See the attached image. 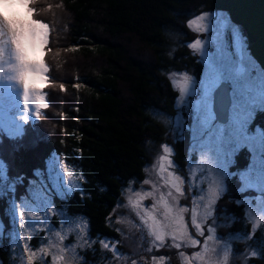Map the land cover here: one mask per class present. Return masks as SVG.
<instances>
[{"label": "trees", "instance_id": "16d2710c", "mask_svg": "<svg viewBox=\"0 0 264 264\" xmlns=\"http://www.w3.org/2000/svg\"><path fill=\"white\" fill-rule=\"evenodd\" d=\"M60 2V12L66 15L60 47L69 56L62 59L69 65L70 57L80 58L67 68V79L64 69L53 64L55 81L49 87L48 107L38 111L37 126L25 135L5 137L0 142V264H20L17 254L25 250L11 241L13 235L20 239L27 230L25 227L23 232L19 223L21 212L35 217L41 212L32 200L36 194L45 200L47 213H68L86 222L82 235H88L91 243L80 251L84 260L76 264H103L108 253L102 250L101 240L119 237L115 210L123 202L124 191L138 188L146 179V167L159 146L172 147V158L180 167L187 164L189 132L184 131V139L179 141V134L152 112L177 115L179 93L170 82V70L191 72L197 80L203 75V57L188 45L202 35L188 26V20L195 13L214 12L211 0ZM234 25L242 32L241 46L248 48L243 28ZM173 33L181 36L175 46L169 38ZM225 82L231 99L232 84ZM48 122L56 123L45 132V140L51 139L35 144ZM252 125L264 130V112L255 115ZM50 147L57 158L52 178L39 156ZM249 162V152L242 150L230 170H242ZM236 179L226 181L227 194L217 205V235L230 240L229 264H264V226H258L248 239L252 223L241 202L255 192L238 191L241 185ZM221 209L227 210V220ZM51 222L54 228L59 226L56 216ZM226 223L227 227H220ZM46 232L42 227L36 232L34 228L28 235L29 247H37ZM167 250L172 255L175 252V248ZM137 251L142 255L140 246ZM253 251L256 256L251 255ZM33 264L42 262L33 259ZM164 264H179L177 254Z\"/></svg>", "mask_w": 264, "mask_h": 264}, {"label": "snow or ice", "instance_id": "6c2138e0", "mask_svg": "<svg viewBox=\"0 0 264 264\" xmlns=\"http://www.w3.org/2000/svg\"><path fill=\"white\" fill-rule=\"evenodd\" d=\"M34 4L35 0H29L28 8L33 17L31 20L0 24V60L3 59L5 51L2 45L10 43L13 46L16 62L10 65V71L16 74V79L23 85L25 112L29 109V98L33 93L37 94V109L48 107L43 96L40 95L42 90L35 88L31 82L37 75L47 78L48 71L46 64L28 59L29 48L34 49L37 41L41 45H47L49 37L48 25L35 19ZM220 15L226 16V13H220ZM207 17V14L201 15L190 21L189 26H195L200 30L201 21ZM203 30L207 31L208 28ZM189 46L199 51L206 63L209 62L201 40L197 39ZM210 68V73H206L204 80L199 82L188 72L179 74L173 72L170 76L173 89H178L179 93L176 98L178 109L175 116L176 132L179 134V141L184 139V131L189 132L190 153L198 150L200 152L198 161H191L189 155L187 157L188 175L187 177L180 175L173 168L174 160L170 159L175 155L174 149L165 144L162 149L163 155L159 156L158 167L161 181L159 185L153 183L151 191L132 188L128 190L132 193L128 198V204L135 210L149 235L161 245L165 239L164 233L169 229L173 230V246L176 248L181 247V244L176 242L178 236L186 237V242L192 246L203 243L205 248L208 247L209 241L220 242L217 239L216 208L219 200L227 194L228 179L237 178L240 181L241 187L238 191L241 193L248 190L264 193V130L260 128H256L254 132L249 130L255 115L258 112H264V70H260L250 56L246 57L243 54L235 68L231 66L230 61L220 67L210 65ZM222 81H230L232 84V104L226 123L218 121V113L215 111V106L218 102H222V99L214 93ZM4 99V91L0 87V103H3ZM23 119L27 122L28 115H24ZM242 150L249 152L250 162L247 168L232 172L230 169L235 164V157ZM149 183L147 179L143 181L144 185ZM161 189L167 191H161ZM189 198V204L180 205L181 199ZM148 199H152V204L144 206L142 202ZM200 208L204 209L205 217L212 221L210 227L202 224L198 219L197 213ZM186 213L191 214V224L196 229L197 236L203 240L187 235ZM220 214L225 220L228 219L226 209H221ZM26 218L27 214L21 212L19 223L23 224ZM33 218L38 219L35 216ZM261 223V220H256L252 224L248 239L254 236L255 230ZM220 227H227V223ZM101 243L105 248L109 246L103 241ZM148 250L152 251L151 248ZM25 251L29 252L28 264H33L35 253L28 244H25ZM180 255L184 256L185 253ZM194 255L199 257L200 253L196 252ZM251 255L256 256L257 253L253 251ZM164 259V257L159 258L161 262ZM132 264L136 262L133 261ZM224 264H228L227 258Z\"/></svg>", "mask_w": 264, "mask_h": 264}, {"label": "rangeland", "instance_id": "374dc122", "mask_svg": "<svg viewBox=\"0 0 264 264\" xmlns=\"http://www.w3.org/2000/svg\"><path fill=\"white\" fill-rule=\"evenodd\" d=\"M39 11H38V18L46 22L49 26L50 33H51V39H50V47L48 50V53L51 54L50 59L54 60L53 64L58 65L61 68L64 69V71H68L69 67L72 66V64L77 63L78 59L75 56L70 57V64L67 65L65 61L62 58H66L68 60V55H66V52H61V49L63 47H60V44L62 42V33L65 30V19L66 15L64 13H61V5L62 2L59 3V0H39ZM51 3V5H50ZM220 13H225L221 10H214L213 11H204L200 13L192 14L188 20V26L190 24V21L199 18L201 15L207 14L208 17L204 21H201V27L200 30L197 29V27L192 26L190 27L193 31L199 32L202 36L199 40H201L203 47L205 49V53L209 58V62L206 63L204 58L203 61L205 62V69L203 72V75L199 77V79L196 81H202L205 78L206 73H210L211 68L210 65L220 67L221 65L231 62V66L235 68L237 64L239 63L240 57L243 54L244 56L248 57L250 56L253 60L250 51L248 48H243L240 44V37H242V32L239 29L237 25H234L230 20L228 15L221 16ZM218 18H217V17ZM219 24V25H218ZM214 25L216 27H214ZM218 25V27H217ZM213 26V27H212ZM212 27V28H211ZM204 28H208L207 31L203 30ZM202 37H204L202 40ZM173 41V46H175L176 43L180 41L181 36L178 33H173L169 37ZM196 41V40H195ZM195 41H191L188 43V45H191ZM182 42V40H181ZM183 43V42H182ZM193 49V48H191ZM247 61L245 60V63ZM256 62V61H255ZM257 64V62H256ZM258 66V64H257ZM68 68V70H67ZM258 68L261 69L259 66ZM63 72V71H62ZM169 77L171 76V73H183L185 70H170L169 71ZM4 70L2 69V74L0 75V83H2L1 87L4 89V87L11 83L12 75L16 77L15 73L10 74L7 76V78H4ZM192 76H194L191 72L189 73ZM67 72L66 77L67 79ZM14 82V81H13ZM171 82V79H170ZM172 83V82H171ZM5 84V85H4ZM14 88V86L12 87ZM57 91H60L59 85H56ZM232 93V90H231ZM6 106L4 109H2V106H4V102L0 103V113H3L5 110L14 112L18 106H19V93L18 92H4ZM232 104V102H231ZM231 104L228 106L227 111V119L229 116V112L231 109ZM153 115H155L157 118H159L163 123H167L170 127L174 129L175 128V116L170 117L168 115H163L162 112H152ZM191 123V120H189ZM220 122V123H226ZM37 125V122L35 126ZM56 123H46L44 125L43 131H41V135H37L35 138V144L40 143L43 144L46 141H49L50 139H46L47 130H52L55 128ZM252 127V128H251ZM250 127V131H255L256 126L252 125ZM12 131L14 129H11ZM35 134H38L35 130H33ZM40 132V128H39ZM10 134L9 132H7ZM177 133V132H176ZM20 134V133H17ZM38 141V142H37ZM33 142H28V145ZM47 143V142H46ZM165 144H161L158 148V151L156 154H154V158H152L151 164L147 165L146 167V179L150 181L148 185H144L143 182L140 183V186L138 188H135L134 190H143V191H151V185L153 183H156L159 185L160 178H159V156L163 155V146ZM169 146V145H168ZM53 147V146H51ZM48 148L45 153H41L39 156L41 158V161L47 166L48 170V177L52 178L53 175L56 174V161L57 158L52 154V150ZM190 136H189V153L188 156L193 157L191 161L196 162L199 159L200 152L197 150L195 152L190 153ZM170 159H173L170 157ZM249 164V163H248ZM178 166V167H177ZM248 166V165H247ZM247 166L245 168H247ZM173 168H175L176 171L179 172L180 175L187 174L188 175V159L187 164L184 168L180 167L177 163L174 161ZM244 168V169H245ZM185 169V170H184ZM243 170V169H242ZM238 171V170H237ZM237 180V179H236ZM144 181V180H143ZM129 188H126L124 191V199L122 200V204L120 207L116 208V229L118 231L119 237L118 238H103L101 242L107 243L109 246L107 248L103 247V244L101 243L102 250L104 252L108 253L107 261L103 264H132L133 261L136 262V264H144V260L147 261V264H164L165 260L170 256L172 258L173 255L177 254L178 263L179 264H224L225 259L229 257V249H230V240L219 238L217 235V239L220 240V242H217L216 240L209 241L208 247L205 248L203 243H201L199 246H192L189 242H186V237L184 236H178L176 242L181 244L180 248H176L173 246V230L169 229L164 233L165 239L163 241V246H161V243L159 241H156L154 237L150 236L148 233L147 228L143 225L140 218L136 215L135 210L131 208V206L128 204V198L132 193H130ZM161 191H167L166 189H161ZM70 192V191H69ZM254 194L251 196H247L244 199L241 200V202L244 203L245 209H246V215L250 219L251 223L253 224L256 220H261V225L264 226V193L257 192L254 190ZM157 196H159V193H157ZM41 195L36 194L34 196L33 201H35L34 204H37L38 208L40 209V213L36 216L38 219L40 218V221L38 222V219H34L31 213L27 214V218L30 220H27L26 223L22 224L23 232L24 228L27 227V230L24 235L21 236L19 239H15V236L13 235V240L11 243H17L18 247L25 250V244H28L30 246V241L28 239V235H30L35 228V232L40 228H44L46 232L45 239L39 243L37 247L31 248L32 252H34L33 259L39 260L42 262V264H53L55 261V264H76L80 261H83V256L80 254L81 250H84L86 247L90 245V237L88 235L84 236L82 235L83 232H85L86 226L85 221L82 217H79L75 219L74 217H71L68 215V213H62V212H51L45 210L47 208L46 202L44 199H40ZM135 198V197H133ZM27 200V202L32 201ZM152 199L144 200L142 204L144 206H148L152 204ZM180 205L189 204V199H181ZM45 213V214H44ZM198 219L200 222L204 225L211 226L212 221L205 217L204 209L200 208L198 209ZM56 216L58 219V227L54 228L53 222H51L52 217ZM50 218V220H48ZM75 220L77 221V224L75 225ZM31 221H35L37 223H32ZM50 221V222H49ZM30 222V223H29ZM185 223L187 225L186 231L187 235L191 238L201 239L203 238L198 237L196 234V229L191 224V214L186 213L185 214ZM54 226V227H53ZM207 235V232H206ZM25 238V239H24ZM117 245H121L125 248H127L128 252H124L123 250L119 249ZM140 246L142 250V255H140V252H136L137 247ZM99 247V246H98ZM151 248L152 251H149L148 249ZM175 248V252L170 254L167 249ZM162 250V252L160 251ZM212 249H215V251H212ZM144 251V252H143ZM165 251V252H164ZM199 252L200 256L197 257L194 255V253ZM180 253H185L184 256H181ZM19 262L20 264H28V257L29 252L22 251L18 252ZM142 256V258L138 257ZM164 257V261H160L159 258ZM155 258V261H154ZM99 259V258H98ZM96 264H100L99 261H97ZM229 264V263H228Z\"/></svg>", "mask_w": 264, "mask_h": 264}, {"label": "water", "instance_id": "95a60500", "mask_svg": "<svg viewBox=\"0 0 264 264\" xmlns=\"http://www.w3.org/2000/svg\"><path fill=\"white\" fill-rule=\"evenodd\" d=\"M211 4L244 29L251 55L264 69V0H211ZM214 95L222 99L215 106L218 121L225 122L230 103L228 83L222 81Z\"/></svg>", "mask_w": 264, "mask_h": 264}, {"label": "bare ground", "instance_id": "6f19581e", "mask_svg": "<svg viewBox=\"0 0 264 264\" xmlns=\"http://www.w3.org/2000/svg\"><path fill=\"white\" fill-rule=\"evenodd\" d=\"M5 21H4V19H2V18H0V23L1 24H3ZM36 49V46H35V48H34V50ZM11 55H14V50H13V46L11 45L10 46V48H9V51H8ZM16 62H14L13 64H15ZM3 70H4V78L6 77L7 78V76H9L10 74L12 75V73H14V72H11L10 71V67H7V68H2ZM0 75H1V72H0ZM9 78H12V80H11V83L10 84H8V85H6L5 87H4V89H3V91L5 92V91H7V92H9V91H17V90H19V89H21V83H19V81H18V79H16V77H14L13 75L11 76V77H9ZM8 79V78H7ZM14 81V82H13ZM1 85H2V83H0ZM5 85V84H4ZM14 86V88H12ZM230 101H231V99H230ZM230 104H231V102H230ZM229 104V105H230Z\"/></svg>", "mask_w": 264, "mask_h": 264}, {"label": "flooded vegetation", "instance_id": "af4514ba", "mask_svg": "<svg viewBox=\"0 0 264 264\" xmlns=\"http://www.w3.org/2000/svg\"><path fill=\"white\" fill-rule=\"evenodd\" d=\"M224 12V11H223ZM261 68V67H260ZM261 69H263V68H261Z\"/></svg>", "mask_w": 264, "mask_h": 264}]
</instances>
